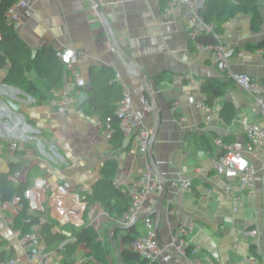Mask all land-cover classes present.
Masks as SVG:
<instances>
[{"label": "crops", "instance_id": "1", "mask_svg": "<svg viewBox=\"0 0 264 264\" xmlns=\"http://www.w3.org/2000/svg\"><path fill=\"white\" fill-rule=\"evenodd\" d=\"M96 1L109 17L123 55L146 75L156 96L162 120L154 143V156L162 175L168 180L179 176L193 179L192 189L177 197L171 202L173 204H168L172 198L171 189L169 190L158 235L165 242L169 240L172 229L193 224L194 230L188 236V244L190 256L197 264H261L264 262L262 190H259L256 198L245 197L243 204L234 211L230 200L218 186L225 180L209 170L204 156L209 148H204L202 143V137H205L214 149L216 136H224L227 141L235 140L240 126L233 128L232 125L237 118L227 124L220 117L221 108L227 100L232 101L234 108L238 110L237 117L245 115L249 120H259L253 98L241 92L232 82L227 88L233 85L237 90H226V95L211 106L208 119L206 113L200 112L190 103L189 96L198 93V90L202 91V83L207 78H221L224 74L218 69L215 57L201 52L198 48L203 44L192 37L181 8L172 5L170 0ZM2 2L0 0V18ZM250 20L249 14L238 13L225 24L223 35L235 48L236 54L241 55L233 57L231 68L263 80L264 49L252 50L247 45L257 44L264 39V35L251 30ZM14 27L32 50L38 51L46 46L56 50L75 48L81 55L75 69L87 84L90 83L92 67H113L131 87L137 111L154 127L153 112L147 114L143 110L145 102L150 101V97L146 98L148 91L144 82L124 67L113 49L111 37L89 0H38L34 15L24 18ZM4 74V70L1 71L0 175L9 170L11 161L22 158L27 160L18 183L14 184L28 182L29 191L25 197L34 199L41 210L46 209L43 206L47 205L45 202L48 200L47 212L50 207L51 215L60 219L61 225L82 222L80 215L83 205L89 202L81 192H72L76 190V186L91 190L93 184L104 177L111 164L118 165L116 177L130 183L141 175L146 162L150 163L148 154L145 157L137 153L134 140L131 139L126 147L123 144L122 148H116L112 144V137L107 138L106 126L100 115L96 111L92 112L88 106L83 108L78 105L82 92L76 93L77 85L73 81L77 103L68 111L59 113L57 106L61 100V88L48 92L42 98L40 92L38 95L30 94L18 86L4 83ZM71 74L69 71V75ZM108 75L107 72H99V77L109 86V89L104 90L106 95L107 91L115 92L111 88L113 81ZM27 76L36 80L38 74L35 70H30ZM190 76L196 80L194 85L188 84ZM5 98L19 104V109L15 110L7 105ZM28 136L34 137V140ZM14 141L21 144L17 152H12L9 148ZM53 150L59 156L55 157ZM39 180H45L52 185L53 191H44L38 183ZM157 197L153 196L147 202V212L153 210L158 201ZM245 208L253 209L255 215L244 217ZM90 210L92 213L97 212L95 219L98 217V221H92L87 226H93L100 234V225L109 222L111 226L112 220V225L117 223L99 202L89 204ZM59 211L64 213L62 217ZM21 214L15 207L0 210V238L8 240L9 244L4 247L8 252L13 247L16 257L25 259L27 248L19 244L14 232L20 227L27 228ZM64 217L69 220H64ZM46 218L44 214L39 223L42 231ZM136 228L139 232L144 229L139 228L138 223ZM246 229H258L260 234L250 242L243 239ZM59 230L60 228L54 227L52 232ZM64 232L66 238L62 242L49 246L60 255L51 264H71L72 260L75 261L73 264H104L94 256H89L91 250L85 245L73 244L75 237L72 233L75 231ZM126 232L128 230H121L120 236L115 239L120 251L125 247L129 249L122 242ZM68 233L71 235L68 236ZM44 239L46 240L45 236ZM46 243L48 244L47 240ZM234 243H241L247 254L254 257L253 262L234 250ZM64 244L65 249H61ZM68 244L69 247L66 248ZM253 245L256 253L251 250ZM71 247L74 248L73 251H70ZM114 256L115 260L108 252L107 264H118L115 250Z\"/></svg>", "mask_w": 264, "mask_h": 264}, {"label": "built area", "instance_id": "2", "mask_svg": "<svg viewBox=\"0 0 264 264\" xmlns=\"http://www.w3.org/2000/svg\"><path fill=\"white\" fill-rule=\"evenodd\" d=\"M37 1L13 0L4 11L6 24L15 26L22 22L24 18L32 17L35 13ZM170 2L172 5L181 8L182 15L192 32L193 38L213 34L216 44H200L198 48L203 53L213 55L218 69L225 77L231 80L241 92L253 98L259 115V120H249L245 115L237 117L240 123V131L236 134L234 141H227L224 136L214 138V149H208L204 154L209 170H213L218 178L225 180L222 185L218 186L227 199L230 200L234 211H237L243 204L245 197L256 198L259 190H262L264 201V79L258 80L248 73L236 72L231 68L232 59L237 55L235 48L228 43L222 33L215 30L212 23H208L204 19L201 10L206 5L207 0H170ZM2 40L3 33L0 27V43ZM58 56L67 68L64 75L65 84L60 89L61 100L57 106V112L64 113L77 103L72 81L79 87H86L87 82L75 69L81 56L75 48L66 47L58 50ZM237 56L241 55L238 54ZM69 71L72 72L71 75H69ZM116 80L121 83L123 88V97L116 108V114L119 117V130L125 137L134 140L139 155L147 157L153 132L152 125L135 108L133 91L120 72H116ZM188 81L189 85L196 83L193 76H190ZM189 101L200 112L206 113V117L210 119L208 112L211 106L205 92L198 90V93L189 96ZM143 110L147 114H152V105L149 100L145 102ZM110 122L108 120L106 125L107 138H111L113 133ZM28 137L31 138L32 136ZM32 139L34 140V137ZM20 146V142L14 141L9 148L12 152H15ZM54 153L57 157L58 153L55 151ZM20 176L21 172H16L10 177V180L13 183H18ZM38 183L42 185L44 191H53L54 189L45 180H39ZM113 183L116 186L124 187L130 197V205L127 211L117 221L121 225H130L137 222L141 215L148 213L145 206L150 198L156 195L159 197L160 194L159 180L154 167L148 161L141 175L130 183L125 182L120 177H116ZM192 186L193 179L190 177L179 176L169 180L172 198L170 202L168 201V204H173L171 202L190 191ZM75 195L77 198L79 197L78 194ZM25 200L29 202V215L40 209L37 202L31 197H25ZM78 201L81 204L80 199ZM10 207H15L18 212H22L25 210L24 200L20 196H14L7 201L0 199V210L5 211ZM66 218L69 220L68 217H64V220ZM23 220L29 230L25 231L23 227H20L15 229L14 232L19 244L27 248L26 258L2 259L0 257V264H51L58 259L60 257L59 252L56 249L49 248L40 224L33 223L28 218ZM140 222L144 227L141 235L132 240L127 246L146 259L148 264H184V260H187L190 264H197L190 256L191 250L188 244V236L194 230L193 224L172 229L169 240L164 242L156 232L155 216H146ZM259 234L258 229H246L243 232V239L249 240ZM64 246L65 244L60 248L65 249ZM232 248L244 254L245 258L248 257V261L253 262L254 257L247 254L248 252L243 249L241 243H234Z\"/></svg>", "mask_w": 264, "mask_h": 264}, {"label": "trees", "instance_id": "3", "mask_svg": "<svg viewBox=\"0 0 264 264\" xmlns=\"http://www.w3.org/2000/svg\"><path fill=\"white\" fill-rule=\"evenodd\" d=\"M12 1L13 0H3L1 5L0 27L3 33V40L0 43V77L1 71L4 70L5 74L2 79L4 83L18 86L30 94L38 95V92H40L43 98L48 95V92L58 90L64 86V75L67 72V68L58 56V50L46 46L38 50L34 55L33 50L18 35L15 27L6 24L4 11ZM259 1L262 0H207L201 12L204 19L208 23H212L218 33L223 34L225 24L241 12L251 16V30L255 33H261L262 30H264V14L258 4ZM247 47L252 50L264 49V39L262 38L257 44L249 43ZM98 68L99 67L91 68L90 83L93 85V89L89 93L88 100L82 107L88 106L92 112L96 111L100 115L105 126L108 120L111 121L110 123L113 128L111 142L116 148H122L125 136L119 130V117L116 114V108L123 97V88L121 83L116 80V72L113 67L103 66ZM30 70H35L37 72L38 77L36 80L29 79L27 76V72ZM100 71L109 74L108 78L113 81L111 88L115 89V92L112 93V91H107L108 95L104 93V90L109 89V86L99 77ZM229 83H232V81L227 79L225 75L221 78H207L202 83V91L208 95L210 106H214L217 99L226 95ZM85 90V87H75L76 93L84 92ZM53 95L59 99L58 95L55 93ZM149 97V93L146 92V98L149 99ZM238 114L232 101L229 100L224 103L220 111V117L227 124L232 123L237 118ZM202 143L204 148L213 149V145L209 142V139L202 137ZM26 164L27 160L23 158L11 161L9 170L0 175V199L2 201H7L11 200L14 196H20L25 203V210L22 211L21 218H28L33 223L39 224L41 217L46 214L47 218L44 224L43 236H45L48 246L57 242H62L66 238L64 231L68 229L61 228L56 233H53L52 228H49L53 226V222L49 223L47 220V208L44 210H35L29 215V202L25 200V194L29 189V183L21 181L19 184L15 185L9 179V177L16 172L23 171ZM117 173L118 165L111 164L109 168H107L104 177L97 180L93 184L91 190L80 191L89 204L94 201L101 203L115 222L122 217L130 205V197L125 188L116 186L113 183ZM25 228V231L29 230L28 226H25ZM120 231L121 230L117 229L113 233L114 240L120 236ZM72 235L75 237L73 244L85 245L91 250L89 256H94L104 264L109 263L108 248L101 242L100 233L93 226H85L73 232ZM140 235L141 232H139L136 227H133L123 234L122 242L127 246V244ZM7 244H9L8 240L0 238V257L2 259L15 258L16 252L13 247L9 252L4 248ZM67 247H69V244L66 245V248ZM251 250L256 253L254 245L251 247ZM121 258L124 264H148L146 259L142 258L137 252L127 249V247L122 250ZM73 262L75 261L72 260L71 264H73Z\"/></svg>", "mask_w": 264, "mask_h": 264}, {"label": "water", "instance_id": "4", "mask_svg": "<svg viewBox=\"0 0 264 264\" xmlns=\"http://www.w3.org/2000/svg\"><path fill=\"white\" fill-rule=\"evenodd\" d=\"M91 2V4L94 6L98 16L100 17V20L106 30V32L108 33V35L111 37V40L113 42V49L115 52H117L118 57L120 59V61L122 62V64L124 65V67L134 76H136L137 78H139L142 82H144V85L146 87V90L148 91V93L150 94V101H151V105H152V110H153V118H154V127H153V132H152V136H151V142H150V146H149V151H148V159L150 161V164L154 167L155 169V173L156 176L159 180V185H160V194L158 197V201L157 204L155 205V207L153 208L152 211L145 213L143 215H141L139 217V219L137 220V222L130 224V225H121L119 223H115L112 228L109 231V241L112 244L115 252H116V256H117V262L118 264H123L122 262V258H121V254L122 251H120L119 247L116 245L115 240L113 238V233L117 230V229H121V230H129L133 227H136L137 223H139L142 219H144L146 216L149 215H155L156 216V232H159V227H160V223H161V219H162V214H163V208L164 205L166 204V200L168 198V194H169V180L167 178H165L162 175V172L158 166V163L156 161V158L154 156V143L155 140L157 138L159 129H160V123H161V116H160V112H159V106H158V102L156 99L155 94L153 93V90L149 84V81L146 77V75L135 65H133V62L128 60L124 55H123V51L121 48V45L117 39V36L115 34L114 28L111 24V21L109 19V17L107 16L106 12L103 10L102 6L96 1V0H89ZM197 41L202 43V44H216V39L214 38L213 34H208L205 36H200L197 38ZM37 53L36 50H33V54L35 55ZM93 89V85L91 83H88L86 86V90L84 92H82L79 95V101H78V105L81 106L83 105L89 98V93L92 91ZM5 102L7 105L11 106L12 108H14L15 110L19 109V104L14 103L10 98H5ZM131 142V138L127 137L124 140V147H126L129 143ZM71 234L68 233V236H70ZM187 264H190L187 260H184Z\"/></svg>", "mask_w": 264, "mask_h": 264}, {"label": "rangeland", "instance_id": "5", "mask_svg": "<svg viewBox=\"0 0 264 264\" xmlns=\"http://www.w3.org/2000/svg\"><path fill=\"white\" fill-rule=\"evenodd\" d=\"M259 6H260V9L262 10V13L264 14V0H262V1H259ZM264 31V30H263ZM262 31V32H263ZM261 32V36H263L264 35V32L262 33ZM263 34V35H262ZM230 84V83H229ZM236 88L232 85V86H230L229 88H227V90L228 91H236L235 90ZM252 111V110H251ZM237 112H238V110H237ZM239 113V112H238ZM247 113H249L250 114V111L249 110H247ZM240 126V124H239V121L238 120H235L234 122H233V125H232V127L233 128H238ZM82 190H84L83 189V187H80V186H76V190H73L72 192L73 193H78V194H80V191H82ZM29 191V190H28ZM27 191V192H28ZM82 195V194H81ZM80 195V196H81ZM26 196V195H25ZM45 203H47V205H44L43 207L44 208H48V200L45 202ZM263 205H264V201H263ZM256 208V207H255ZM49 209H50V211L49 212H47L46 211V213H47V215H48V222L50 223H52L53 222V226H50L49 228L51 229H53L54 227H56V228H65L66 227V229H68V230H71V231H77L79 228H83V227H85V226H87L88 224L90 225V223L92 222V221H98V217L95 219V217H96V215H97V212H95V211H93V213L91 212V210L89 211V203L88 204H86V205H83V208H82V211H81V215H80V219L82 220V222L81 223H79V224H73V223H71V224H69V225H66V226H63V225H61V223H60V219H58V218H54L52 215H51V208L49 207ZM262 213H264V207L262 206ZM41 210V209H40ZM55 211V210H54ZM245 212H244V217H248V216H254L255 214H254V210L253 209H250V208H245V210H244ZM59 213H60V216L62 217L63 216V212L62 211H59ZM40 221H42V219L40 220ZM113 221V220H112ZM112 221H111V226H110V224H109V222H106V224H104V225H100V228H101V234H100V240H101V242L106 246V248H108L107 250H108V252H109V254L111 255V257L113 258V260H115V256H114V250H113V247L111 246V244H109V241H108V234H109V231H110V229L112 228ZM17 225L18 226H20V223L18 224L17 223ZM138 227L139 228H141V227H143V224H142V222H139L138 223ZM252 238H254V237H252ZM252 238H250L249 240H250V242H252ZM117 239V238H116ZM74 250V248H70V251H73ZM261 264H264V262L262 261L261 262Z\"/></svg>", "mask_w": 264, "mask_h": 264}]
</instances>
